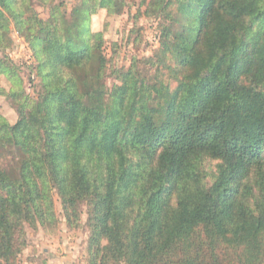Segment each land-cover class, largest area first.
Segmentation results:
<instances>
[{
  "label": "trees",
  "instance_id": "trees-1",
  "mask_svg": "<svg viewBox=\"0 0 264 264\" xmlns=\"http://www.w3.org/2000/svg\"><path fill=\"white\" fill-rule=\"evenodd\" d=\"M0 0V264H16L24 225L70 227L87 207L88 264H264V0H156L153 75L138 61L106 85L94 13L127 0ZM51 2L48 19L35 3ZM11 20L30 42V96L6 53ZM168 75L174 79L173 85Z\"/></svg>",
  "mask_w": 264,
  "mask_h": 264
},
{
  "label": "rangeland",
  "instance_id": "rangeland-1",
  "mask_svg": "<svg viewBox=\"0 0 264 264\" xmlns=\"http://www.w3.org/2000/svg\"><path fill=\"white\" fill-rule=\"evenodd\" d=\"M77 0H55L53 3L63 2L70 12ZM121 12L110 13L108 9H100L93 14L90 28L102 35V51L107 59L106 85L109 90H118L122 85L121 73L128 70L136 61L142 76H151L155 67H150L145 59L153 57L162 42L161 15H148L147 9L156 0H127ZM38 15L48 19L51 14V2L42 5L34 4ZM12 37V43L6 53L18 67L20 76L24 80V88L30 96H36L40 89V77L36 74L35 56L30 42L9 20L6 23ZM174 84V79L168 75ZM0 84L5 90L10 85L2 76ZM0 115L6 117L10 123H15L19 114L14 102L0 93ZM54 203L57 222L52 226L24 225L27 245L18 256L16 264H88L87 245L90 231L87 227V207L83 213L79 227H70L65 217L60 196L54 192Z\"/></svg>",
  "mask_w": 264,
  "mask_h": 264
}]
</instances>
